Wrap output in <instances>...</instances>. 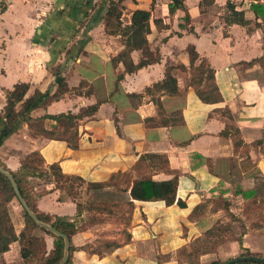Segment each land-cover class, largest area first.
I'll use <instances>...</instances> for the list:
<instances>
[{"label":"crops","instance_id":"crops-1","mask_svg":"<svg viewBox=\"0 0 264 264\" xmlns=\"http://www.w3.org/2000/svg\"><path fill=\"white\" fill-rule=\"evenodd\" d=\"M182 1L183 6L170 9L172 0H120L123 23L130 21L137 8L150 10L147 39L156 57L127 72L122 61L116 65L112 61L124 45L120 34L105 30L109 0H0V110L5 89L24 81L29 85L26 95L35 89L52 93L57 89L56 75L64 77L68 90L33 109V117L78 113L83 106L99 103L92 115L78 118L68 128L53 117H44L48 134L23 122L0 145V160L13 171L28 152L38 150L46 166L57 161L65 173L83 178L73 198L54 182L33 177L40 210L77 219L79 229L71 237L74 250L69 264H206L226 260L246 248L264 257V227L248 228L241 243L226 240L211 251H198L204 243L203 231L215 219H227V214L208 204L190 215L197 204L220 194L231 204L235 201L238 205L230 208L241 215L245 198L239 190L256 189L259 179L264 182L262 16L251 8L252 0H230L236 9L244 10L249 19L246 24L229 21L227 0ZM189 44L214 69L221 100L202 101L189 84ZM131 57L138 62L141 51L132 50ZM169 65L175 66L178 91L160 94L165 110L160 114L145 88L162 79ZM225 107L230 116L223 114ZM173 111L178 112L167 118ZM226 126L232 128L223 134ZM237 137L246 148L235 149ZM145 152L168 157L171 171L158 170L152 174L154 179L177 173L173 203L131 197L133 166ZM247 157L250 165L243 168L241 161ZM118 174L124 175L120 181L115 180ZM89 181L107 183L89 188ZM80 194L113 207L98 214L103 220L88 223L90 212L77 214L76 201H86ZM178 199L185 205L178 204ZM20 208L9 204L17 233L24 225ZM38 234L50 250L54 236L45 231ZM0 264H25L18 240L0 254Z\"/></svg>","mask_w":264,"mask_h":264},{"label":"trees","instance_id":"trees-1","mask_svg":"<svg viewBox=\"0 0 264 264\" xmlns=\"http://www.w3.org/2000/svg\"><path fill=\"white\" fill-rule=\"evenodd\" d=\"M172 1L170 9H172L173 5L183 6L182 0ZM226 5L230 11L229 21L240 24L249 22V19L244 15L243 9H236V5L230 0H227ZM250 6L257 16H262V23L264 24V2L252 0ZM122 9L123 5L120 3V0H109L105 13V30L109 33L120 34L124 45L112 57L113 64L116 65L117 61H122L124 70L131 72L156 59L153 56L147 39V34L150 31V10L137 8L131 12L130 21L123 23L121 19ZM134 49L141 51V57L138 62H133L131 57V51ZM187 50L189 53V68L191 69L189 84L194 87L202 101L217 102L221 100V94L215 83L214 69L207 62L206 58H199V54L192 44L188 45ZM178 67L186 69V66L183 64L178 65ZM174 68L175 66L172 65L167 66L163 78L145 88L147 93L153 95V101L160 114L165 113L160 94H175L178 91V80L173 73ZM120 77H122V74L118 75V78ZM56 82L57 89L52 93L49 90L42 91L35 89L33 93L26 95L29 85L24 81L17 82L12 88L5 89L6 100L0 110V145L7 137L20 128L23 122H27L37 132L48 134L51 132L44 127L42 121L46 116L55 118L59 123H63L65 128H68L76 124L78 118L85 115H92L97 110L99 103L95 102L81 107L78 113L61 112L58 114H45L40 117H33L31 115L33 109L47 105L68 90L64 77L56 75ZM83 83L81 82L80 85ZM91 90L92 88L89 89V92ZM155 94L157 95L155 96ZM18 103H20V106L17 108ZM222 111L223 114L230 116L227 107ZM176 112L178 111L168 113L167 118L174 116ZM229 128H232V126H226L221 132L226 134ZM72 145L77 144L72 143ZM234 146L235 149L239 146L246 148L247 144L241 138L237 137L234 138ZM0 165L12 173L21 194L37 217L68 235L70 245L68 260L65 264H69L72 260L74 250L71 237L79 229L77 219L70 220L64 216L50 214L40 210L36 204L38 193L34 190L35 182L33 181V177H39L44 182H54L55 187L65 189L73 198L77 194L75 187L84 182L83 178L77 174L65 173L57 161L51 162L46 166L44 157L38 150L28 152L21 159V166L16 171L7 168L1 160ZM249 165L248 157L242 159L241 166L243 168H247ZM133 169L135 170V176L130 185L131 197L139 200L162 199L166 204H171L175 201L178 182L177 173L165 179H154L152 177V174L158 170L171 171L169 160L165 153H142L135 162ZM106 183L107 181H89L87 187H103ZM239 192L245 198L241 215L231 210V201L222 194L207 197L203 202L193 208L190 215H194L197 210L204 209L208 204H211V209L217 210L222 208L227 214V219L217 218L210 227L203 231L202 238L205 241L202 246L200 245L198 251H211L213 249V245L210 243L211 241L220 243L226 240H238L241 243V236L248 228L264 227V197H260V193L256 189H240ZM14 199L18 200L14 189L8 177L0 171V254L9 248L11 242L18 240L20 244V255L25 264H56L63 256L64 239L37 224L22 205L24 225L17 233L9 211V204ZM177 203L182 206L185 205V202L180 199L177 200ZM76 204L77 214H80L82 210L91 213L90 217L86 220L88 223L103 220L102 217H98V214L106 213L110 207H113L107 201L100 200H87L84 202L77 200ZM37 228L54 236L53 247L50 250L46 249L44 236L36 233ZM237 228L240 230L237 231ZM253 255L262 256L260 252L251 251L246 248L241 253L228 257L226 260H232L230 264H264L260 261L241 258V256ZM222 261L224 260L217 259L206 264H218Z\"/></svg>","mask_w":264,"mask_h":264},{"label":"water","instance_id":"water-1","mask_svg":"<svg viewBox=\"0 0 264 264\" xmlns=\"http://www.w3.org/2000/svg\"><path fill=\"white\" fill-rule=\"evenodd\" d=\"M0 171L3 172L9 179L14 192L19 200V202L21 203V205L25 208V210L27 211V213L36 221L37 224H39L40 226L44 227L45 229L51 231L52 233L61 236L64 239V249H63V256L62 258L56 263V264H65L68 260V253H69V245H70V241H69V237L68 235H66L65 233L61 232L60 230H58L57 228H55L54 226H52L51 224L39 219L37 217V215L33 212V210L30 208V206L28 205L27 201L25 200V198L23 197V195L21 194L19 187L15 181L14 176L12 175V173L5 169L3 166L0 165ZM241 258L243 259H252L255 261H260L262 263H264V257L263 256H241ZM232 260H224L218 264H230Z\"/></svg>","mask_w":264,"mask_h":264},{"label":"rangeland","instance_id":"rangeland-1","mask_svg":"<svg viewBox=\"0 0 264 264\" xmlns=\"http://www.w3.org/2000/svg\"><path fill=\"white\" fill-rule=\"evenodd\" d=\"M123 177H124V175L123 174H118V175H116V177H115V180L116 181H120V179H123ZM256 190L257 191H259V193H260V197H264V182L262 181V180H258L257 181V184H256ZM76 191H77V194H76V196L78 195V189L76 188ZM104 193H106V195H110V193H108V192H104ZM117 195L118 196H120L121 195V193L120 192H118L117 193ZM85 196V195H84ZM83 196V194H82V196H81V194H80V197H82V199H85L86 201H87V199L85 198ZM110 197V196H109ZM111 197H112V195H111ZM12 204H14V206H15V209H19L20 208V206H21V204L19 203V201L17 200V199H14L13 201H12ZM232 206H237L238 204H236V202L234 201V202H232V204H231ZM21 208H22V206H21ZM20 208V209H21ZM21 213H23V208L21 209ZM240 229L239 228H237V231H239ZM39 232H43V230L42 229H40V228H37V230H36V233H39ZM205 241V240H204ZM213 246H215V248H216V246H217V244H219V243H214L213 241H211L210 242ZM222 258H224V256H222ZM224 260V259H223Z\"/></svg>","mask_w":264,"mask_h":264},{"label":"built area","instance_id":"built-area-1","mask_svg":"<svg viewBox=\"0 0 264 264\" xmlns=\"http://www.w3.org/2000/svg\"><path fill=\"white\" fill-rule=\"evenodd\" d=\"M165 1H170V0H153L154 3L165 2Z\"/></svg>","mask_w":264,"mask_h":264}]
</instances>
